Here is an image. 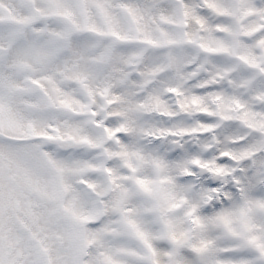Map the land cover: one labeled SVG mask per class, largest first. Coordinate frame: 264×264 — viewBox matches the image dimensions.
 <instances>
[{
	"label": "snow or ice",
	"instance_id": "snow-or-ice-1",
	"mask_svg": "<svg viewBox=\"0 0 264 264\" xmlns=\"http://www.w3.org/2000/svg\"><path fill=\"white\" fill-rule=\"evenodd\" d=\"M0 264H264V0H0Z\"/></svg>",
	"mask_w": 264,
	"mask_h": 264
}]
</instances>
